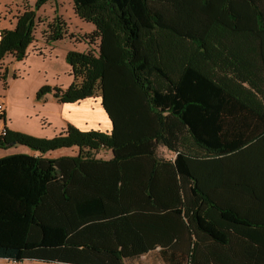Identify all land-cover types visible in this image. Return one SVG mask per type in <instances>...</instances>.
Masks as SVG:
<instances>
[{
  "label": "trees",
  "instance_id": "trees-1",
  "mask_svg": "<svg viewBox=\"0 0 264 264\" xmlns=\"http://www.w3.org/2000/svg\"><path fill=\"white\" fill-rule=\"evenodd\" d=\"M70 1L88 50L67 52L68 88L35 100L99 97L111 131L0 137L38 153L0 158V260L264 264V0ZM33 20L0 31V63L25 59Z\"/></svg>",
  "mask_w": 264,
  "mask_h": 264
},
{
  "label": "rangeland",
  "instance_id": "rangeland-1",
  "mask_svg": "<svg viewBox=\"0 0 264 264\" xmlns=\"http://www.w3.org/2000/svg\"><path fill=\"white\" fill-rule=\"evenodd\" d=\"M35 4V0H0V31H12L18 18L25 11H33L34 13L33 43L27 50L28 52L26 51L28 56L25 57V61L21 64L15 63L11 56H6L4 62L0 63V104L5 106L6 102L12 128L48 136V114H46L48 108L41 109L35 104L34 92L43 85L65 84L67 64L63 50L86 52L88 45L83 40V36L90 34L94 27L75 15L70 0L48 1L38 8H35ZM54 25L63 28L65 36H62L60 40L50 42L51 27ZM44 42L57 45L51 59H48V54H46V58L44 57L40 45ZM12 77L18 80H12ZM4 85L6 89H4ZM81 108L89 112L88 118L90 117L94 125H99L100 130L103 132L110 130V122L100 102L90 99L85 104H81ZM29 136L39 138L33 135ZM8 149H5L8 150V154L27 155L34 152L20 145H14ZM60 153L61 151L49 152L46 157L58 158L62 156ZM161 153L166 159L173 157L166 151H161ZM90 155L99 159L111 157L109 151L105 149L92 152ZM0 264L17 263L0 260ZM19 264L44 263L24 261Z\"/></svg>",
  "mask_w": 264,
  "mask_h": 264
},
{
  "label": "crops",
  "instance_id": "crops-1",
  "mask_svg": "<svg viewBox=\"0 0 264 264\" xmlns=\"http://www.w3.org/2000/svg\"><path fill=\"white\" fill-rule=\"evenodd\" d=\"M40 45L42 48V52L44 53V57L46 58V54H48V59H51V56L53 55L54 51L57 49V45L55 43H46V42H44L43 44H40ZM29 47L27 50H29ZM63 51H64V55L66 56V54L69 50L66 49ZM26 54H27L26 55V58H27L28 53H26ZM25 59L19 63L21 64L22 62L25 61ZM8 69H9V67H8ZM11 69L13 70V68H11ZM66 70H67V72L65 74L66 75L65 84L61 85V84L57 83V84H50L49 86L58 87L61 89L68 88L73 82V76L71 75V70H70V67L68 64H67ZM12 80H18V79H12ZM37 90H35L34 96H33V100H34L35 104H37L41 109L48 108V109H46L47 110L46 114H48V136L36 135L32 132L17 130V129L12 128L10 118H9V108L5 102L4 113H5L6 127L9 131L20 132V133L22 132L26 135H33V136H37L39 138H46V139H51V138L61 134L62 132H64L67 129V127L69 125L75 127L76 129H78L81 132H87V131L103 132L102 130L99 129V125H94L92 120L90 119V117L88 118L89 112L86 111L84 108H81V104H85L90 99H92L93 101L97 100L98 102L101 103L99 97L85 99L81 102L74 103V104H60L57 101H55L51 97V95H47V96H45L43 101L37 102L35 100V94H36ZM90 111H92V108H90ZM110 131H111V127H110V130H105L103 133L108 134V133H110ZM8 150H0V158L5 157V156H9V155H14V154H8V152H7ZM56 151H61L60 155H62V156H60V157H76L78 155L77 148L60 149V150H56ZM109 153H110V151H109ZM48 154H49V152H48ZM27 155L38 156V153L33 152V153H30ZM46 155H47V153L45 155H43V157L47 158ZM110 156H111V153H110ZM60 157H58V158H60ZM49 159H57V158H49ZM95 159H99V158H95ZM109 159H111V157ZM109 159H102V160H109ZM154 255L155 254L153 252V253L142 256L138 261L135 260L132 262H128L127 264H163Z\"/></svg>",
  "mask_w": 264,
  "mask_h": 264
},
{
  "label": "built area",
  "instance_id": "built-area-1",
  "mask_svg": "<svg viewBox=\"0 0 264 264\" xmlns=\"http://www.w3.org/2000/svg\"><path fill=\"white\" fill-rule=\"evenodd\" d=\"M5 110V106L3 104H0V116L2 115V113H4ZM8 129L6 126H4L1 118H0V137H3L6 135Z\"/></svg>",
  "mask_w": 264,
  "mask_h": 264
}]
</instances>
